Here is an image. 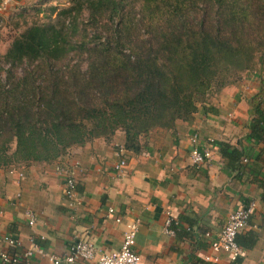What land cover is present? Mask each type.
I'll use <instances>...</instances> for the list:
<instances>
[{"label": "trees", "instance_id": "1", "mask_svg": "<svg viewBox=\"0 0 264 264\" xmlns=\"http://www.w3.org/2000/svg\"><path fill=\"white\" fill-rule=\"evenodd\" d=\"M72 2L62 14L85 4L93 23L107 16L103 35L72 43L73 22L33 24L2 55L9 68L0 78V168L63 161L117 131L123 149L138 153L154 129L190 123L199 106L214 112L210 99L245 72L258 79L247 101L248 137L264 140V0H140L137 13L124 0ZM70 52L84 69L61 64ZM217 147L225 168L239 175L242 150L224 141ZM261 156L264 150L255 159ZM176 223L174 236L189 237ZM235 241L241 249L255 242L239 233Z\"/></svg>", "mask_w": 264, "mask_h": 264}, {"label": "crops", "instance_id": "2", "mask_svg": "<svg viewBox=\"0 0 264 264\" xmlns=\"http://www.w3.org/2000/svg\"><path fill=\"white\" fill-rule=\"evenodd\" d=\"M257 89L256 75L243 73L237 83L210 99L214 112L199 106L190 123L178 120L172 130L154 129L138 153L125 150L126 165L121 171L114 170L115 150L124 143L120 131L111 140L99 138L72 149L63 161L14 167L22 178L9 173V167L0 168V233L18 242L13 247L0 243V253L18 255L16 264H52L37 254L24 258L30 238L45 253L59 257L73 241L86 239L101 255L118 250L126 225L138 220L133 249L140 264H196L197 259L202 264H233L225 252H219L216 262L202 258L210 254V242L228 214L253 202L239 234L252 235L255 242L241 249L236 264H264V195L259 186L264 184V156L255 159L264 150V140L248 137L247 101ZM193 134L197 148L211 153L210 162L197 168L188 158ZM220 141L242 150L245 162L241 161L244 169L239 175L225 168L217 147ZM59 163L73 170L78 200L73 207L64 198L62 178L55 171ZM108 208L113 212L107 213ZM27 210L36 216L33 226L27 224ZM167 214L189 237L177 239L165 232ZM0 264L9 263L0 260Z\"/></svg>", "mask_w": 264, "mask_h": 264}, {"label": "built area", "instance_id": "3", "mask_svg": "<svg viewBox=\"0 0 264 264\" xmlns=\"http://www.w3.org/2000/svg\"><path fill=\"white\" fill-rule=\"evenodd\" d=\"M11 0H2L0 7L6 8ZM191 148L189 150V162L197 168L199 166L206 165L211 160V153L207 148H197V135L193 134L190 138ZM125 150L122 146H118L115 150V156L117 162L114 165V170L121 171L126 165V158L124 154ZM242 161L245 162L243 159ZM56 173L62 178L63 196L68 201L70 207H73L78 203L76 196V181L71 166L67 163H59L55 167ZM9 173L17 174L18 178H22L21 171L16 170L14 167H9ZM19 194L15 195L18 198ZM254 209V203L250 202L246 206H242L228 214L226 221L221 228L216 239L210 242V254L203 256L205 262H216L218 260L219 252H225L229 255L231 260H235L241 255V248L237 245L235 238L236 235L246 226L251 212ZM111 208L107 209V213H112ZM27 224L33 226L36 220V216L32 211L24 212ZM116 222H119L118 217L115 218ZM173 220L169 214L165 219V232L174 234V231L170 229ZM138 220H134L126 225L125 231L122 235V241L118 250L97 255L94 244L86 239H78L73 241L66 249L62 256H55L54 254H48L43 251L38 242L34 238L29 240V249L24 251V258H29L33 254L39 256H45L52 264H72L78 260L87 261L91 264H140V257L134 251V240L138 229ZM0 243L13 247L18 242L15 238L0 233ZM0 260L9 264H16L20 257L18 255H9L6 252L0 253ZM94 260L95 263H92Z\"/></svg>", "mask_w": 264, "mask_h": 264}, {"label": "rangeland", "instance_id": "4", "mask_svg": "<svg viewBox=\"0 0 264 264\" xmlns=\"http://www.w3.org/2000/svg\"><path fill=\"white\" fill-rule=\"evenodd\" d=\"M2 0H0L1 3ZM73 0H11L5 9L0 7V78L3 79L9 65L2 59V55L7 50L12 39L18 32L33 24L42 23H63L67 26L73 22L76 29L67 30L69 41L76 43L84 40V34H94L99 32L103 35L105 25H108L107 16L100 14L96 22L93 23L89 17V11L84 4L76 6L69 15L61 13L62 10L72 8ZM126 10H133L137 13L141 4L140 0H124ZM88 38V37H87ZM78 64L82 69L85 62L77 54L70 52L61 64ZM20 68H16L13 73H19ZM252 74V72H250ZM16 195V194H15Z\"/></svg>", "mask_w": 264, "mask_h": 264}]
</instances>
